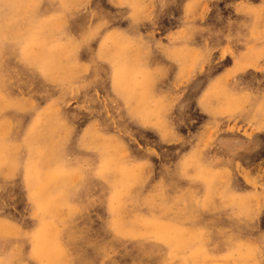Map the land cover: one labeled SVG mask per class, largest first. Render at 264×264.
<instances>
[{"label":"rangeland","instance_id":"rangeland-1","mask_svg":"<svg viewBox=\"0 0 264 264\" xmlns=\"http://www.w3.org/2000/svg\"><path fill=\"white\" fill-rule=\"evenodd\" d=\"M0 264H264V0H0Z\"/></svg>","mask_w":264,"mask_h":264},{"label":"bare ground","instance_id":"bare-ground-1","mask_svg":"<svg viewBox=\"0 0 264 264\" xmlns=\"http://www.w3.org/2000/svg\"><path fill=\"white\" fill-rule=\"evenodd\" d=\"M138 100H139V99H138ZM49 160H50V159H49ZM49 160H48V161H49ZM54 163H55V161H54ZM54 163H53V164H54ZM47 195H48V194H47ZM59 205H60V204H59Z\"/></svg>","mask_w":264,"mask_h":264},{"label":"snow or ice","instance_id":"snow-or-ice-1","mask_svg":"<svg viewBox=\"0 0 264 264\" xmlns=\"http://www.w3.org/2000/svg\"><path fill=\"white\" fill-rule=\"evenodd\" d=\"M74 147H76V145H74Z\"/></svg>","mask_w":264,"mask_h":264}]
</instances>
